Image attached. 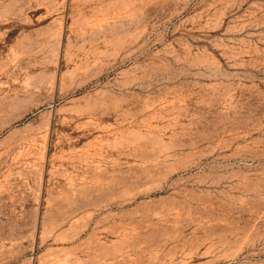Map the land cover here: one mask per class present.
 Masks as SVG:
<instances>
[{"label": "rangeland", "instance_id": "374dc122", "mask_svg": "<svg viewBox=\"0 0 264 264\" xmlns=\"http://www.w3.org/2000/svg\"><path fill=\"white\" fill-rule=\"evenodd\" d=\"M0 264H264V0H0Z\"/></svg>", "mask_w": 264, "mask_h": 264}]
</instances>
